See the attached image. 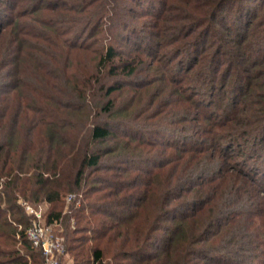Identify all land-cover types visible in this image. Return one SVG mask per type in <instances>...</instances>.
<instances>
[{
	"label": "trees",
	"instance_id": "trees-1",
	"mask_svg": "<svg viewBox=\"0 0 264 264\" xmlns=\"http://www.w3.org/2000/svg\"><path fill=\"white\" fill-rule=\"evenodd\" d=\"M53 1L0 0V264H41L40 252L25 234L30 216L21 212L19 197L46 203L51 209L43 212L45 221L61 219L72 264H264V200L259 197L264 188L244 169L217 166V151L210 143L216 138L213 131L197 124L196 132L206 134L203 144L210 143L208 148L175 147L177 154L162 156L161 151L146 159L143 147L155 144L146 135L164 138L165 131H135L128 121L113 125L99 117L112 112L113 94L131 84L129 78L138 72L136 55L123 59L121 52L129 39L126 14L99 21L103 0H61L66 4L59 7L65 11L63 17L57 15L60 20L51 15L29 18L43 7L53 9L48 5ZM91 3L94 12L82 10ZM229 3L230 19H224L220 14ZM155 6L157 18L169 12L156 23V36L196 34L184 44L190 52L186 73L197 56L201 58L200 47L210 45L209 32L218 37L211 42V58L197 65L196 82L215 89L220 74L215 63L222 64L220 57L233 40L230 66L235 65L236 76L245 83L240 97L230 100L247 104L256 68L264 63V0H158L150 8ZM108 26L110 39L94 50L92 70L69 72L70 54L88 49L82 34L89 39ZM62 31L69 33L66 38L58 35ZM28 58L34 68L27 66ZM229 75L226 70L220 79L226 81ZM131 104L118 112H126ZM182 119L189 121L187 111ZM255 122L252 129L264 124V113L247 123ZM247 134L227 132L230 146L239 145L236 140ZM204 153L206 158H201ZM170 164L174 171L156 197L153 168ZM131 170L143 171L147 180H140L138 173L131 176ZM230 171L241 174L229 176ZM199 213L208 217L203 229L187 230V221Z\"/></svg>",
	"mask_w": 264,
	"mask_h": 264
},
{
	"label": "rangeland",
	"instance_id": "rangeland-1",
	"mask_svg": "<svg viewBox=\"0 0 264 264\" xmlns=\"http://www.w3.org/2000/svg\"><path fill=\"white\" fill-rule=\"evenodd\" d=\"M114 1L115 0L101 1L102 3L99 6V21L105 19L104 17L111 19L117 17L119 14H126V18L130 20V24L127 25L128 30H126L125 33L130 40L128 39L129 43L125 40V43L127 44L121 48V52L124 55L123 59H127L126 57L128 55L131 57H135L136 55L137 58L134 59L138 63V72L133 78H129V82L127 83L131 82V84H127V86L125 85L120 91L113 94L114 108L112 112L102 113L99 117L110 124H113L118 120L128 121L131 126L138 129L135 131H165L163 133L164 138H161L160 136L155 137L153 135H146L150 141L155 143L149 147H143L144 151L148 152L145 154V156H148L146 159H152L153 156H157L161 151H164L162 156L177 154L179 152L175 147L192 150L199 149V147L208 148L211 143V147L214 146L217 151L215 156L212 154L217 166L222 169L225 167H232L237 170L244 169L246 172H249L252 178L254 177L256 181L260 182L261 187L259 186V188L262 190L264 188V124L258 123L259 127L252 129L256 127L255 124L257 125V122L250 124L247 122L250 118L252 119L255 116L259 117L264 113V63L259 64L256 68V71H258L256 76L258 78L256 77V81L253 82V88L251 87V91H253L250 93L248 101H246L247 104H240L237 102L231 104L232 101L234 102L235 100L231 101L230 97H240V95L238 96V92L243 87L242 84L245 83V79L242 80V76L241 78L236 76L234 71L235 65L233 64L230 66L232 56L229 51H232L231 45L233 40L231 41V44H227V48H229L228 55L226 54L224 58L222 57L224 55H221L220 57L222 64L220 63V60H217L215 63L219 65L218 73L220 74L214 82L215 89H213L207 83L203 84L201 81L196 82V73L198 74L200 71L199 66L197 67V65H200L201 63L206 64L208 59L211 58L210 56L214 50V48L210 46L211 42L214 41L216 43L218 40L215 32H209L206 42L207 44L210 42V45L205 49H201L200 47L201 58L197 56L194 68L186 73L184 66L186 59L190 60V52L188 54V51H186L188 46H184V44L190 41L192 42L196 34L191 33L185 37L182 35L180 36V34L186 32H181L178 36L176 33L174 38L164 37L161 39L160 36L158 37L155 35V32L157 31L155 26L156 23H158V21L169 12L162 13V15L157 18L158 6L153 8H150V6L158 0H152V2H149L148 0H128L127 3H125L126 0H122V3L120 4L118 3V0L117 2ZM64 3L66 4V2L61 0L49 2L48 5H52L53 9H45L43 7L37 12L29 14V18L36 20L51 15L53 19L60 20L57 15L62 16L65 14V11L61 10L62 8L59 9ZM124 5L126 6V9L121 7ZM229 5L230 3L226 5L225 10L220 14L225 16L224 19H230V16L226 11ZM82 10L94 12L95 3L82 7ZM110 28L111 27L108 26L107 29L101 30L99 35L89 39L86 32L82 34L83 38L86 37L83 44H88V49L78 52L73 51L70 54L69 72L76 71L80 75L82 73L81 70H83V73L92 70V67L97 60V55L94 50H101L104 42L109 41L111 32H107H109ZM130 29L133 33H131ZM47 32L50 33V30ZM68 34L69 33L62 31L61 34L58 35L66 38ZM136 34L139 39L135 37ZM49 35H51V33ZM98 37L99 41L96 42L95 39ZM138 45L140 48L139 50H136L135 48ZM50 49L56 51V47L53 45L50 46ZM255 49L253 50L255 53L259 51L257 50L259 48L255 47ZM181 50L184 51L182 54H180ZM260 56H262V52ZM228 58L229 61H227ZM28 60L29 58L27 59L28 63L26 62L27 66L28 64L30 65ZM30 66L31 68L35 67L32 65ZM226 70L229 71L230 75L225 81L220 79V76L221 73H226ZM254 91L255 93L253 94ZM130 102L132 104L126 112H118L121 107L128 105ZM185 111H187L189 117V121L186 122L182 121L183 113ZM156 113H158V116H155ZM145 115L147 118L144 117ZM207 119L210 120V122H208ZM197 124L201 125L206 131H213L216 135L215 141L203 144V141L206 139V134H199V131L196 132ZM232 131H247L249 134H247L248 136L246 135V138L243 137L240 140H236L239 145L235 144L230 146L232 137L228 136L227 132L232 133ZM255 134H259L258 137H256ZM160 143L162 145H157ZM167 143H170L171 145L168 147L169 144ZM206 153L201 154L200 157L203 156V158H206ZM205 163L206 162H204V165ZM253 165L256 167V170H253ZM209 166L207 165V169H210L211 166ZM217 166L213 165V168L215 169ZM153 170L154 172H152L151 177L154 180V190L152 191V194L159 197L158 194L160 193L161 188H163L162 182H165L164 180L167 178L169 172L174 171V169L171 168L170 164L163 168L154 167ZM129 173L131 176L138 173L141 176L140 180L142 179V181L144 179L147 180L148 177L143 171L131 170ZM240 174L241 173L238 171L229 172V176ZM229 181L227 180V182L224 181L221 183L228 184ZM236 182L237 180L235 183ZM215 183L216 182L213 184ZM220 187L222 188V185H220ZM259 197L264 200V192H260ZM19 198L29 205L41 207L43 212L51 209L43 201L36 203L27 201L22 197ZM68 203L69 201L67 200L63 203V209H66ZM208 206L210 210V205ZM21 212L23 213L24 209H21ZM207 218L208 217L202 213H199L197 218H190L187 221V230L200 231L203 229ZM62 225L65 242L66 228L64 223H62ZM83 233L89 235L88 232ZM157 234L159 236V233ZM114 245L115 244H112V247ZM62 264H72L69 252H67L62 259Z\"/></svg>",
	"mask_w": 264,
	"mask_h": 264
},
{
	"label": "built area",
	"instance_id": "built-area-1",
	"mask_svg": "<svg viewBox=\"0 0 264 264\" xmlns=\"http://www.w3.org/2000/svg\"><path fill=\"white\" fill-rule=\"evenodd\" d=\"M70 199L71 195L66 198L67 201ZM17 202L30 216V223L25 234L32 248L40 252L41 264H62L67 251L61 219L45 221L41 207L29 205L20 198Z\"/></svg>",
	"mask_w": 264,
	"mask_h": 264
}]
</instances>
